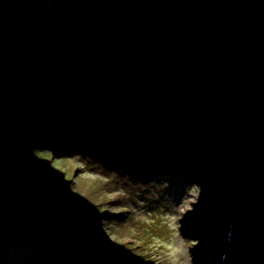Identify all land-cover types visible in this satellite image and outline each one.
Here are the masks:
<instances>
[{
	"label": "trees",
	"instance_id": "obj_1",
	"mask_svg": "<svg viewBox=\"0 0 264 264\" xmlns=\"http://www.w3.org/2000/svg\"><path fill=\"white\" fill-rule=\"evenodd\" d=\"M245 17L250 18L242 14L228 18L209 42L199 66L195 67L194 63L188 65L189 71L193 74L188 72L185 78L190 79V76H193L192 78L195 79L192 90L194 97L190 104L184 103L186 95L185 100L180 99L184 94L179 96V91L175 87L172 88L174 91L169 92L168 106L163 107L164 109L160 107L163 104H152L153 99L156 100L161 92L157 94L152 92L145 97L144 101L136 103L131 110L132 119L128 121L133 122L130 123H121L124 109L118 106H124L121 104L122 101L121 103L113 101L109 103L101 97H53L51 99L54 101L53 105L37 103L30 111L14 116L0 128V200L4 204V207H0L3 213L2 220L30 213L35 214L37 219L41 220L45 214L50 212L53 225L57 229V231L50 229V232H55L60 237L68 234L74 235L77 225L72 220H56L58 213L50 206V203H56L87 222L89 243L87 246L83 243L80 252L89 259V264H151L150 258L156 249L154 243L163 238L168 239L172 234L159 220L152 222H150L151 219L147 220V215L160 207L155 205L157 196L160 194L157 191L153 192L151 205L143 201L147 209L139 205L138 208L131 206L133 210L130 205L125 206L124 198L130 196L131 200L134 198V193H119L113 199L114 204L112 202L111 204L123 209L113 218L104 212L108 206V200L101 196L103 190H113V179L121 180L125 186L141 182L138 179L145 174L146 167L143 154L136 153L137 156L131 158L129 153L123 152L122 156L128 164L126 172L121 175V173L112 172L109 167L113 165V158L106 161L109 165L104 167L99 165L102 162L98 157V152L103 151V147L99 145L86 147L83 142L107 134L110 130L109 135L107 134L110 139L107 147L114 153L113 148L115 147L112 141L120 132L118 131L120 126L123 125L137 148L140 145L142 134L155 120H152L154 115L158 120V126L162 125L161 122L165 123L163 131L166 130L168 138L178 144V149L187 157L185 160L191 161L194 165L193 171H190L193 176H195L193 172L196 171L197 160L206 155L220 156L218 165H215L212 160L206 164V167L213 172V179L210 183L219 189L223 198L230 190L243 187L250 176L245 149L236 142L237 139H242L251 149L253 156L251 158H254L252 171L260 182L261 180L264 182V16H257L254 24L258 21V25L255 24L256 26L254 25L251 31L243 27L244 22L241 23V18ZM236 24L238 26L235 27ZM233 28L235 30H232ZM234 31L237 33L235 34ZM241 49H248L250 56L248 54L243 56ZM246 59L250 60L253 66L252 64L249 67L242 65L244 61L238 63L239 60ZM251 69L255 71L250 72ZM241 96L247 98L245 100L248 112H245V118L239 120L237 117L234 118V115L237 113ZM76 98L87 99L91 106L86 110L83 124L84 135L81 137L80 144L75 151H70L61 141V130L64 125L61 119H64L69 104ZM103 106L107 108L106 111L100 109ZM112 106L116 109L112 108L111 111ZM154 109L158 110L152 111ZM52 113L55 115L54 119L50 116ZM75 118L76 121L82 118L79 109L76 111ZM110 118L116 119L117 122L114 123V120H111L113 122L111 123ZM248 122L249 124L246 125ZM230 123L235 124V128H231ZM102 124L105 126L102 127ZM132 126L133 129H137H129ZM20 147L25 148V151L18 150ZM70 153L85 156H67ZM32 155L40 160L29 161ZM19 156L22 163L16 161ZM59 156L60 160L66 161L69 165H72L70 159L77 162L74 165V175L86 171L81 162H86L96 169L107 170L108 175L104 180H99V183L86 193L82 182L78 184L74 182L73 186L77 185L74 188H78L77 194L80 195L75 197L68 189H65V177L68 178V171L58 169L53 174L52 171L56 168L48 165L50 160L54 161ZM149 162L153 164L151 160ZM6 163L11 167L14 176L7 167H4ZM57 172L61 173L56 176ZM62 173L64 177H61ZM203 174L206 177V174ZM71 177L69 178L70 183ZM209 177H212V174ZM161 178L159 176L156 180ZM8 183L10 185H7ZM153 184L149 185L147 190L162 186L161 181H154ZM115 187L119 189L117 183ZM162 189L164 188L160 190ZM147 190L140 189L142 193H146ZM247 193H242L239 201L242 210L238 214V222L241 223L245 222L248 211L253 210L254 204L258 205L257 197L252 194L251 188ZM140 196L145 198L147 195ZM257 208L259 209L254 216L260 219V207ZM135 212L141 213L142 216H137ZM214 214L215 212L208 214L210 225H218L225 221L221 214L219 216ZM105 223H109L106 228ZM238 227L242 233L241 226L238 225ZM255 231L257 230L253 227L250 230H243L247 233H255ZM251 240H253L252 237L248 236L247 243H241L240 247L245 248Z\"/></svg>",
	"mask_w": 264,
	"mask_h": 264
},
{
	"label": "water",
	"instance_id": "obj_2",
	"mask_svg": "<svg viewBox=\"0 0 264 264\" xmlns=\"http://www.w3.org/2000/svg\"><path fill=\"white\" fill-rule=\"evenodd\" d=\"M262 2L82 0L0 11V128L47 97L140 101L168 88L227 18Z\"/></svg>",
	"mask_w": 264,
	"mask_h": 264
},
{
	"label": "rangeland",
	"instance_id": "obj_3",
	"mask_svg": "<svg viewBox=\"0 0 264 264\" xmlns=\"http://www.w3.org/2000/svg\"><path fill=\"white\" fill-rule=\"evenodd\" d=\"M70 2V3H69ZM80 3L78 0H0V11L3 10H9V9H15V8H28V7H41V6H63V5H69V4H77ZM252 8V7H251ZM250 8V9H251ZM250 18L247 19V22L243 24V27H246L247 31H251L252 28H254L256 25H258V21H256V25L254 24V18L249 16ZM255 25V26H254ZM222 28V27H221ZM261 30V29H260ZM237 33V31H236ZM235 33V34H236ZM261 34V32H260ZM232 36V35H231ZM226 37V36H225ZM245 62L244 66L249 67L253 66V63H250V60H239L238 63ZM226 67L232 68L231 66L225 65ZM234 66V64H232ZM258 70V69H257ZM256 70V71H257ZM177 89V87H176ZM178 90V89H177ZM184 94L182 97H180L181 100H185ZM242 95V94H241ZM234 97H236L234 95ZM247 98L244 96H241L239 100V106L236 110V114L234 115V118L237 117L239 120L241 118H245V112H248V107L246 104ZM74 99L71 101V105L73 104ZM140 102V101H138ZM240 107V109H239ZM247 110V111H246ZM76 110L74 111L75 114ZM74 114H71L67 116V118L64 120V127L67 125H75L76 122H74ZM246 116V120H247ZM250 120V119H249ZM251 122V121H250ZM260 122V121H259ZM162 125L158 123V120L155 119L151 125L154 126L153 129L149 126L147 129V134H149L150 137L153 136V133L150 132L151 129L155 133L161 132L162 136L164 137L163 132V126L164 122H161ZM249 122L246 124L248 125ZM231 128H235L233 123H230ZM258 125H261V123H258ZM158 126V129L156 128ZM63 127V130H64ZM151 128V129H150ZM65 131V130H64ZM121 138V137H120ZM238 140H236L237 142ZM165 146L168 147V145L172 144L173 149L180 155V159H186L187 157L183 155L182 151L178 149V146L176 143L171 141L168 137H166ZM176 144V145H175ZM145 149V148H142ZM143 151V150H142ZM69 155V154H68ZM34 158V159H33ZM60 156L55 158L54 161L50 160L48 165L52 166L53 168H56L52 171L56 172L58 169L63 171H68V178L65 177L66 181V188L70 191L72 195L75 197H79L80 195L77 194V189L74 188L77 185L73 186V183L76 182L77 184L82 182L83 188H85L84 192H90V189L92 187H95L99 180H104L107 175V170L102 169H96L93 166L86 164V162H81L82 166L86 171L83 173H77L74 175V160L70 159V162L72 165H69L66 163V161L60 160ZM35 159H38L34 155L31 156V159L29 161H34ZM146 160L147 157L145 158ZM211 160V158L209 159ZM19 163L21 162L20 156L16 159ZM219 160H215V165H217ZM202 162L205 164L206 159L203 158ZM22 163V162H21ZM186 165L187 162H185ZM178 166L180 163L177 164ZM112 171L117 170L116 168L111 167ZM203 165L199 164L197 167V172L204 171ZM250 169V167H249ZM160 172L166 171H172L177 170V168H170V167H164L159 169ZM35 171V170H34ZM61 172H57L56 176L59 175ZM206 173V171H205ZM72 176V177H71ZM64 177V174L62 173V176ZM71 177V183L69 182V178ZM254 178L253 176H251ZM250 178V176H249ZM82 180V181H81ZM141 182H137L136 184L131 183L129 185H124V183L121 180L113 179V190H103L101 192V196L107 198L108 206L104 209V212L108 214L109 217L113 218L115 217L119 211L121 212L123 208H119V206H115L113 199L122 192H125L126 194L134 193V198L130 200V196L125 197L126 200L125 206L130 205V208L133 209L134 206L138 208L139 205L143 206L145 209H147V206H145V203H149L151 205L152 201V194L153 192H158L161 195V199H158V203L155 204L156 206H160L158 209L154 210L153 212L149 213L147 215V220L150 222L154 220H159L163 225L166 226L168 230L172 233L171 236L168 239L164 238L162 240L154 241V245L156 249L153 253V256L150 258L151 264H209L214 263L216 261V257H213L214 254H209L208 257L204 255V251L209 250L217 246L218 240H216L213 243V246L211 247V239L216 235L220 234L221 231H224L223 224L217 225L216 228L211 229V227L208 225V223H203L200 220L201 215L206 212L207 210L212 209H220L221 207H225L228 202H231L235 208L237 206L238 200L242 195H238V197H233L234 191H231L232 193L228 192L225 194L224 198L223 195L219 193V189L211 184L210 182H206L207 184H199L196 185L190 184L189 182H186L184 179H181V181L185 182L182 183L183 186L187 189L186 196L182 198V200L177 201L171 196V193L167 191L166 189H162L161 187L158 188H152V190L148 191V194H145V198H143V193L140 191V189L144 187H148L149 185H154L150 183H154V179H150L149 177H146L145 179H139ZM174 180L178 182L179 178L177 176L174 177ZM249 180V179H248ZM250 184L254 187L252 188V191L254 195L260 200L261 204V212L263 211L264 206V195L262 194V191L264 187L257 181V180H250ZM56 183V182H54ZM70 183V184H69ZM87 183V184H86ZM115 183H117V187L119 189H116ZM173 184V194L176 195L179 193V191L184 192L183 188H178L175 190L173 181L171 182ZM189 184V185H188ZM125 194V196H126ZM144 201V202H143ZM152 201V202H151ZM111 202L113 204H111ZM164 204V205H163ZM212 205V206H211ZM133 208H132V207ZM227 208V207H226ZM230 206L227 208L229 209ZM224 209V208H223ZM134 210V209H133ZM223 212V210H221ZM232 211V209H230ZM137 216H142L141 213L135 212ZM219 213V212H217ZM233 213H237V209L234 210ZM32 218L31 220L33 222H38L36 219V215L30 213ZM29 214V215H30ZM28 216V215H27ZM233 217L232 215H230ZM43 217H46L47 220H50L51 215L50 212L45 214ZM226 217H228V214H226ZM193 218V220H192ZM58 220V217L56 218ZM61 219L59 218V221ZM200 224V230L198 234H195L193 238L190 239V241L185 240L186 236H189L188 233L192 229V224L196 223ZM109 223H105L104 227ZM126 226H129L128 223H125ZM255 226L257 228L259 236L262 237L261 240H258V237L256 236L257 233H247L243 232V230L248 229L247 222H244L241 225L242 233L237 232V237L239 240L243 239V242H247V236H251L253 240L249 241L248 249L246 252L252 257H254L257 260H261L259 256H264V211L261 213L260 219L255 223ZM42 226H34L30 225L26 222L25 219H19L17 217L15 218H9V220H0V264H31L30 259L28 256H25L21 254L22 252H25V249L21 250V247L23 245H27L28 242L32 245H36L38 242V238L40 235V232L42 231ZM35 232V233H34ZM78 233V234H77ZM60 236V235H59ZM163 237V236H162ZM89 238L83 237V234L81 232L77 231L74 235L68 234L63 236L62 238H57V243L51 242L47 245H44L43 247H39L38 252H40L41 257V263L42 264H87L88 259L86 256H82L80 252V247L83 245V243L87 246L88 245ZM49 242V241H48ZM53 243V244H52ZM154 247V246H153ZM146 249V247L144 246ZM21 250L22 252H19ZM80 253V257L79 254ZM217 253V252H216ZM27 255V254H26ZM232 252H230L227 255V258L233 259L231 256ZM32 256V255H31ZM216 256V255H215ZM32 258H34L32 256ZM204 258V259H203ZM209 262V263H208ZM229 262V261H228ZM259 264V262H257Z\"/></svg>",
	"mask_w": 264,
	"mask_h": 264
},
{
	"label": "bare ground",
	"instance_id": "obj_4",
	"mask_svg": "<svg viewBox=\"0 0 264 264\" xmlns=\"http://www.w3.org/2000/svg\"><path fill=\"white\" fill-rule=\"evenodd\" d=\"M240 14H242V15H248V16H251V17H253L254 18V20H256L257 19V16L258 17H262V16H264V2H262V3H258L256 6H253L251 9H249V10H247V11H245V12H243V13H239V14H236V15H233V17L235 16H237V15H240ZM230 17H232V16H230ZM229 17V18H230ZM228 19V18H227ZM226 19V20H227ZM244 22V23H243ZM245 22H247V19H246V17L245 18H241V23H243V24H245ZM240 23V22H239ZM236 26H238V24H236L235 25V27ZM232 30H235L234 28L232 29ZM231 32H233V31H231ZM234 33H235V31H234ZM233 33V34H234ZM242 43V42H241ZM209 45V44H208ZM208 45H207V47H208ZM240 46H241V44H239ZM207 47H206V49H207ZM246 48V47H245ZM206 49H205V51H204V53L202 54V56H200V57H198V58H196L195 60H193V61H191V63H194V65H195V67H197V65L199 66V64H200V61L204 58V56H205V53H206ZM242 51H243V56H246V54H248L249 56H250V52L248 51V49H246V50H243V49H241ZM199 61V62H198ZM250 72H254L255 70H249ZM189 73H191V74H193V72L191 71H189ZM188 75V74H187ZM193 76H190V79H187V77L185 78H181L180 80H178L174 85H172V86H170V87H168V88H164V89H162V90H160V91H158V92H161V93H159L158 94V97H157V99L156 100H154L153 99V102H152V104H156V103H159V104H163V105H161L160 107H167L168 106V95H169V92H171V91H174V90H172V88H175V87H177V89H178V91H179V96H181V95H183V94H186V101H184V103H187L188 102V104H190L191 102H193L192 100H193V97H194V91H192L193 90V87H194V84H195V79H193L192 78ZM187 80H190V81H187ZM158 92H154L155 94H157ZM193 95V96H192ZM191 96H192V98H191ZM53 97H47V98H45V99H42V100H40L38 103H49V104H54V101H51V99H52ZM145 100V98L143 99V100H140V102H142V101H144ZM121 100H117V101H113L114 103H121L120 102ZM111 101H109V103H110ZM138 104V101H128V100H123L122 101V103L121 104H123L124 106H118V108H120V109H124V113H123V121L121 122L122 124L123 123H130V122H133V121H128V120H131L132 119V116L130 115L131 114V110H132V107H134V105L135 104ZM37 104V103H36ZM188 104H187V106H188ZM34 106V105H33ZM33 106H31V107H28V108H26V109H23V110H21L20 112H19V114H22L23 112H26V111H30V109L33 107ZM89 106H91V103L87 100V99H81V98H76V99H74V102H73V104L71 105V104H69V107H68V110L66 111V114L68 113V115H66V117H64V119H61V121L63 120V123H64V120L67 118V116H69V115H71V114H73L74 113V111L75 110H77V109H79L80 111H81V114H82V118H80L78 121H76V122H78V123H75V125H71V126H68L67 127V125L64 127V130H63V128H62V130L61 131H63V138H64V140H65V142L68 144V145H71V146H75L76 145V142H77V140L79 139V138H81L83 135H84V132H82V133H80V123L79 122H81L82 123V125L85 123V116H86V110L88 109V108H90ZM105 106H103V107H101L100 109H103V110H105L106 111V109L107 108H104ZM111 108V111L113 110L112 108H114V109H116V107L115 106H112V107H110ZM164 109V108H163ZM156 110H158V109H154V110H152V111H156ZM78 111V110H77ZM97 113L100 115V113H99V111H97ZM138 113V112H137ZM205 113H207V114H211L210 112H205ZM18 114V115H19ZM111 115V114H110ZM50 116L54 119L55 118V115L52 113V114H50ZM134 116H137V114L135 115L134 114ZM68 119V118H67ZM154 119H157L156 117H155V115L153 116V118H152V120H154ZM114 122V123H116L117 121H116V119H114V118H110L109 119V121L111 122V123H113L112 121ZM10 121V120H9ZM8 121V122H9ZM7 122V123H8ZM34 122H36V121H34ZM6 123V124H7ZM121 123H119V125L121 124ZM118 125V126H119ZM103 126H105L104 124H102V127ZM87 127V126H86ZM120 127H123V125H121ZM136 128V127H135ZM152 128V127H151ZM150 128V129H151ZM157 129H158V126L156 127ZM129 129H132V130H136V129H133V126L132 127H130ZM139 129H141V128H139ZM153 129V128H152ZM151 129V130H152ZM153 132V131H152ZM153 134H154V132H153ZM130 135V134H129ZM155 135V139H154V141L155 140H160V139H163V136H162V134H161V132H159V133H155L154 134ZM130 138V140L132 139V137H129ZM120 141H122V138H120ZM141 147L142 148H145V149H147L148 150V156H149V158H152L153 160H154V162L155 163H157V164H163V166H165V167H170V168H177L178 169V163H184V160H182V159H180V157L178 156V154H177V152H173V153H171L169 150H165V149H158V150H156L157 149V147L155 146L154 147V143L152 144H149V145H146V146H144L143 144L141 145ZM18 150H22V151H25V148H22L21 149V147L18 149ZM158 152H164L163 153V155H160L159 156V153ZM172 155V156H171ZM250 155H251V157H253L252 156V151H251V149H250ZM213 160L215 161V160H219L220 161V156H217V157H215V158H213ZM171 161V162H170ZM254 161V158H251L250 159V166H254L251 162H253ZM123 163H124V160L123 159H120L119 161H118V165H123ZM185 179V178H184ZM186 180V179H185ZM204 184H207L206 182H203ZM261 185L264 187V182L261 180ZM241 191H244L242 188L240 189ZM183 196H184V194L183 193H181L180 194V196H179V199H178V201H180V200H182V198H183ZM185 197V196H184ZM17 201V200H16ZM227 208L230 206V208H232V210H234L235 209V207H233V204L231 203V202H228L227 204ZM263 209H264V206H263ZM201 217H204L203 215H201ZM222 217H223V215H222ZM41 219V218H40ZM43 219H41V221H42ZM192 220H193V218H192ZM238 221V220H237ZM239 223V222H238ZM192 226H195V227H192V229L190 230V233H192V234H198L199 233V230L200 229H198L197 227H196V225L195 224H192ZM214 228H216V227H211V229H214ZM232 230V232H238L239 230H240V228L239 227H231V228H225L224 229V232L225 233H228V231H231ZM239 233H241V231H239ZM237 234V233H236ZM237 236V235H236ZM187 238L188 239H190L188 236H187ZM218 239H220V236H218L217 237V240ZM221 240V239H220ZM241 249H244V248H241ZM240 258H242V259H240ZM231 263L232 264H248V262H247V260L245 259V257L243 256V257H239V258H233V260H232V258H231Z\"/></svg>",
	"mask_w": 264,
	"mask_h": 264
}]
</instances>
